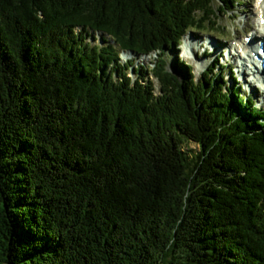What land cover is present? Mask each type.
<instances>
[{
	"label": "trees",
	"instance_id": "16d2710c",
	"mask_svg": "<svg viewBox=\"0 0 264 264\" xmlns=\"http://www.w3.org/2000/svg\"><path fill=\"white\" fill-rule=\"evenodd\" d=\"M209 3L0 0V264H264V111L166 65Z\"/></svg>",
	"mask_w": 264,
	"mask_h": 264
},
{
	"label": "rangeland",
	"instance_id": "374dc122",
	"mask_svg": "<svg viewBox=\"0 0 264 264\" xmlns=\"http://www.w3.org/2000/svg\"><path fill=\"white\" fill-rule=\"evenodd\" d=\"M213 0H206L207 5L212 4ZM217 1V0H214ZM217 5V3H216ZM219 2V11L217 15L211 16V14L204 13L203 19H206V23L208 27L206 29H197L195 28L193 31H187L182 39L174 46L172 50L169 51V67L172 69L173 60L177 59L183 64L188 65L190 68L192 67L194 71V75L196 78L202 77V73L206 67H211L213 64L214 59L218 58L217 61L221 64L220 70H223V76L220 78L225 85H232L234 82L233 76L236 77L237 81H240L241 90L246 91L245 93L251 92L253 95L251 97L252 101H255L258 106L264 109V90L262 87L258 85L251 84L248 80L247 75L244 77L238 72V66L236 64L241 59L240 56L236 53L234 54L231 50L234 49L232 43L239 40L240 38L246 36L254 32V28L248 27L246 24L247 20L253 21L257 16V0H240V3L237 4L235 10L228 11L225 6ZM252 8L255 10V14L252 17H248L250 10L247 8ZM223 33V37L220 38L219 41L225 42V46L216 48L213 52L207 55H201V51L209 49L213 45L220 44L217 41L218 34ZM98 36V32L94 33ZM197 35L199 39H197ZM190 37L192 41H196L194 43H190ZM255 40L261 39L259 35L255 36ZM202 39L203 44L200 46L195 47V44ZM89 40L94 41V38L91 36ZM97 41H99L97 39ZM208 41V43H207ZM189 44L187 46L186 44ZM193 44V45H192ZM193 48V49H192ZM196 48V49H195ZM197 51V52H196ZM218 54V56H217ZM130 58H125L124 53H120V60L121 62H126L127 69L130 65V59L134 63V65H142L144 68L143 74H145V78L151 81L153 86L154 93H160L159 88L161 85L162 73L164 62L155 61L158 57V52H152L147 54L146 58H142V56L146 55L143 54L141 56H137L134 53L128 54ZM220 55V56H219ZM133 58V59H132ZM230 66H229V65ZM146 66L148 68H146ZM153 67L154 70L150 72L149 68ZM218 65L213 64L211 67L212 74L215 75L217 73ZM130 74L135 77V73L132 71ZM253 98V99H252ZM190 147L195 148V144L190 142Z\"/></svg>",
	"mask_w": 264,
	"mask_h": 264
},
{
	"label": "bare ground",
	"instance_id": "6f19581e",
	"mask_svg": "<svg viewBox=\"0 0 264 264\" xmlns=\"http://www.w3.org/2000/svg\"><path fill=\"white\" fill-rule=\"evenodd\" d=\"M247 9L250 10V13H252L249 14L248 17H252L253 14H255V10L249 7ZM256 12L258 18L256 17L253 21H250L249 19L246 21L248 27L254 28V32L233 42L232 46L234 49L231 51L234 54L237 53L241 58L236 64V66H238V72H240L244 77L247 75L251 84L258 86L260 84V87L264 90V69L262 65L264 64V0H257ZM256 35H259L261 39L255 40ZM104 40L107 41V38H104ZM177 42H179V40ZM186 45L189 46L188 43ZM123 53L125 54L126 59L130 57L127 51H123ZM146 57L147 55L142 56V58ZM176 70L180 74L184 73V71L190 73V67L186 64L182 67L177 66ZM233 79L236 80V77L233 76ZM218 80V82H215V78H211L210 80H206V83H208V85L210 84L214 87V89H220L223 82L220 78H218ZM239 82L240 81L237 83Z\"/></svg>",
	"mask_w": 264,
	"mask_h": 264
}]
</instances>
